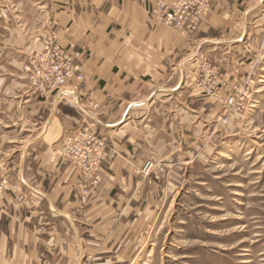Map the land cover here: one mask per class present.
<instances>
[{
  "label": "crops",
  "instance_id": "obj_1",
  "mask_svg": "<svg viewBox=\"0 0 264 264\" xmlns=\"http://www.w3.org/2000/svg\"><path fill=\"white\" fill-rule=\"evenodd\" d=\"M153 1L53 0L44 32L54 30L77 53L83 78L45 98L30 90L24 70L45 34L21 51L23 65L0 66V181L8 183L0 190V264H88L143 232L145 164L180 168L187 108L198 124L205 104L206 116L217 113L197 88L194 58L215 59L229 78L249 75L235 55L258 0L212 1L188 36L155 20ZM85 124L107 138L114 157L102 163L101 181L82 205L80 177L61 145Z\"/></svg>",
  "mask_w": 264,
  "mask_h": 264
},
{
  "label": "rangeland",
  "instance_id": "obj_2",
  "mask_svg": "<svg viewBox=\"0 0 264 264\" xmlns=\"http://www.w3.org/2000/svg\"><path fill=\"white\" fill-rule=\"evenodd\" d=\"M258 1L247 14L250 24L235 55L237 65L250 68L247 77H226L221 65L203 54L218 65L225 82L248 86L245 109L227 126L221 123L218 105L197 87L216 115L206 116L205 104L198 124L187 108L191 131L180 168L152 167L146 173L142 169L147 179L140 208L150 210L145 230L140 227L137 235L128 234L122 247L107 251L105 259L91 256L88 264H264V0ZM52 2L0 0V66L24 64L21 51L36 48L34 39L44 36ZM26 74L28 81L27 70ZM81 189L82 185L77 198L84 205L94 188L84 196ZM82 254L76 251L77 257Z\"/></svg>",
  "mask_w": 264,
  "mask_h": 264
},
{
  "label": "built area",
  "instance_id": "obj_3",
  "mask_svg": "<svg viewBox=\"0 0 264 264\" xmlns=\"http://www.w3.org/2000/svg\"><path fill=\"white\" fill-rule=\"evenodd\" d=\"M212 1L220 0H154L149 13L164 26L188 36L200 28ZM48 35L42 42L41 51L30 58L26 68L30 90L43 98L83 78L82 67L76 62L77 53L63 47L54 30ZM194 62L198 68L197 87L218 105L221 123L228 126V122L245 109V99H249L250 95L248 86L225 82L218 75V65L203 54H198ZM61 156L80 177L84 196L89 189L98 186L101 165L114 157V151L109 148L104 135H99L95 128L85 124L66 133L61 145ZM152 167L162 166L147 162L143 170L146 173ZM7 184L6 179H2L0 190Z\"/></svg>",
  "mask_w": 264,
  "mask_h": 264
}]
</instances>
